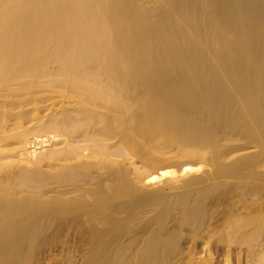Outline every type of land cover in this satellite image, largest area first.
Here are the masks:
<instances>
[{"label":"bare ground","instance_id":"obj_1","mask_svg":"<svg viewBox=\"0 0 264 264\" xmlns=\"http://www.w3.org/2000/svg\"><path fill=\"white\" fill-rule=\"evenodd\" d=\"M0 264H264V0H0Z\"/></svg>","mask_w":264,"mask_h":264},{"label":"rangeland","instance_id":"obj_2","mask_svg":"<svg viewBox=\"0 0 264 264\" xmlns=\"http://www.w3.org/2000/svg\"><path fill=\"white\" fill-rule=\"evenodd\" d=\"M46 255H47V253H46ZM219 259H220V257H219Z\"/></svg>","mask_w":264,"mask_h":264}]
</instances>
